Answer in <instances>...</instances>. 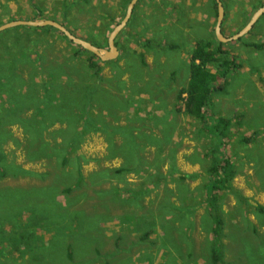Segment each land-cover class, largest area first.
Here are the masks:
<instances>
[{
	"label": "rangeland",
	"instance_id": "374dc122",
	"mask_svg": "<svg viewBox=\"0 0 264 264\" xmlns=\"http://www.w3.org/2000/svg\"><path fill=\"white\" fill-rule=\"evenodd\" d=\"M221 1L227 37L264 5ZM130 2L0 0V25L52 19L108 49ZM216 23L214 0H138L107 60L51 26L0 31V264H264V13L222 42L238 66L203 118L178 98Z\"/></svg>",
	"mask_w": 264,
	"mask_h": 264
},
{
	"label": "trees",
	"instance_id": "16d2710c",
	"mask_svg": "<svg viewBox=\"0 0 264 264\" xmlns=\"http://www.w3.org/2000/svg\"><path fill=\"white\" fill-rule=\"evenodd\" d=\"M214 4L216 9V15H218V3L216 0H214ZM51 27L55 28L53 26ZM222 45L223 43L220 42V46L214 49L205 40H199L198 42H196V45L191 54L188 83L187 86L181 90L178 98L184 100V111L186 112V114L193 118L204 117L205 111L209 106V103L212 100L214 93H217L219 90L224 88L223 85H218V81L223 79L222 81L224 82L227 75L237 69L238 65L233 60L222 55ZM79 46L81 49L86 50L83 46ZM257 46L260 47V45ZM90 65L93 66L92 63H90ZM213 66L217 67V70L213 69ZM183 94H185V96ZM219 120L221 122V125H223L224 129L228 127L229 120L225 118H219ZM215 131L217 132V134H222V132L218 128H216ZM261 133L262 131H257L256 135ZM63 162L65 163L66 160H63ZM220 170L221 166L216 163L215 165H213L210 173L213 177H218L220 175ZM218 180L219 181L217 183H213V189L215 192L221 191L223 189H228L229 187L231 188V185L229 186L226 184L228 183L230 178H221ZM218 183H221V185H218ZM215 197L216 196L213 194L211 195L210 199ZM209 210L210 217L212 220L211 232L215 237V241L213 244H211V246L212 248H214L218 242V237L222 232L224 221L221 218L217 207H215L211 203H209ZM256 211L264 214V205L256 206ZM219 260L220 257L215 248L213 253L214 264H217Z\"/></svg>",
	"mask_w": 264,
	"mask_h": 264
},
{
	"label": "water",
	"instance_id": "95a60500",
	"mask_svg": "<svg viewBox=\"0 0 264 264\" xmlns=\"http://www.w3.org/2000/svg\"><path fill=\"white\" fill-rule=\"evenodd\" d=\"M138 0H131V2L128 5L127 13L123 20L119 22L111 31L109 38H108V49H102L95 44L80 38L76 35H74L66 26L63 24L52 20V19H44V20H13L10 22H6L2 25H0V31L7 29L9 27L18 26V25H32V26H46L51 25L57 29H59L61 32H63L69 39H71L76 44H79L83 46L85 49L91 51L92 53L99 56L102 60L107 59H114L118 56L119 50L116 45V37L119 34V32L126 26L127 22L130 19V16L133 12V9L135 7V4ZM218 3V15H217V23L215 27V33L219 41L221 42H228L232 40H237L243 35L247 34L255 25V23L258 21V19L262 16L264 13V5L259 7L257 11L254 12L252 18L250 21L237 33H235L232 36H225L222 31V23L225 16V8L221 0H216Z\"/></svg>",
	"mask_w": 264,
	"mask_h": 264
}]
</instances>
